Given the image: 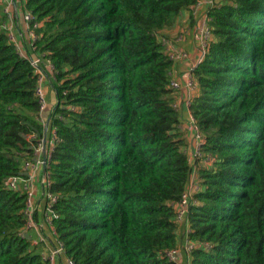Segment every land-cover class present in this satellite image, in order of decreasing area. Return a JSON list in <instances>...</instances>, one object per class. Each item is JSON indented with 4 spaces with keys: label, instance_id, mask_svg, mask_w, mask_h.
<instances>
[{
    "label": "trees",
    "instance_id": "1",
    "mask_svg": "<svg viewBox=\"0 0 264 264\" xmlns=\"http://www.w3.org/2000/svg\"><path fill=\"white\" fill-rule=\"evenodd\" d=\"M197 2H20L40 25L36 51L54 67L45 171L73 264H174V205L194 166L161 39ZM207 14L213 39L193 70L191 111L214 163L198 172L190 264H264V0H219ZM31 58L0 33V264H49L25 236L26 195L6 187L35 157L29 136H44Z\"/></svg>",
    "mask_w": 264,
    "mask_h": 264
},
{
    "label": "built area",
    "instance_id": "2",
    "mask_svg": "<svg viewBox=\"0 0 264 264\" xmlns=\"http://www.w3.org/2000/svg\"><path fill=\"white\" fill-rule=\"evenodd\" d=\"M219 0H198V2L190 8L191 14L196 17L201 8L207 7V11L215 6ZM2 6L3 16L5 21L0 19V33H6L10 41L13 42L20 52V42L18 39V27L16 24V16L18 15L16 0H0ZM24 26L26 33L31 40V47L37 57L31 58L32 66L35 68L39 79L37 96L40 101L41 119L44 126V136L39 138L36 134L30 135V141H36L35 157L33 160L25 162L23 165L22 176L10 178L6 182V187L14 191H22L26 195V220L27 225L25 227V236L32 240L34 246H42V256L45 262L49 264H55V261L60 256L66 257V251L64 245L58 240L56 231L53 227V221L55 215L53 207L57 202V198L50 191L51 179L49 174L45 171L48 160L51 156V152L54 148V142L56 141V129L50 124V120L45 122L42 118L46 111L47 104L45 98V91L43 83L46 79V71H51L54 74V67L52 63L45 59L40 53L36 51L34 47L35 41L38 39L36 30L40 28V25L36 22V19L27 11H24L23 16ZM199 50H200V61L204 59L208 45L213 39L212 28L210 25V18L206 13L201 20V23L197 29ZM162 45L166 48V51L174 63H177L183 59L188 58V53L181 48H178L177 43L181 42V39L171 40L169 38L161 39ZM193 69L187 71L183 81L172 80L171 89L175 94L182 93L180 100H176L174 109L178 112L185 111V119L182 118L180 129L187 135L190 140V150L186 149V152L191 155L193 161L202 163L205 167H209L214 163L211 157H207L203 152V146L205 145V134L200 129L192 111L191 107L195 96L198 93V82L193 74ZM50 143L53 147H50ZM42 176L40 183L42 186V200L45 203L44 208V219L46 223L52 227L53 234L56 238V244L54 247H50L48 240L44 233L41 231L39 224L36 220L37 217V197H36V181L40 172ZM196 170L192 174L191 180L188 184L187 190L182 195L179 203L174 205L175 209V222L179 228H184L185 245L179 246L176 249L168 252V259L174 264H181L183 262L182 253L185 252L189 256L193 249L199 245L189 240L190 226L188 221L189 211L192 204H197L195 195L201 191V185L199 179L196 178ZM31 233L33 236H31ZM205 248H211L209 244H205ZM68 264H73L68 259ZM190 264V263H188Z\"/></svg>",
    "mask_w": 264,
    "mask_h": 264
},
{
    "label": "crops",
    "instance_id": "3",
    "mask_svg": "<svg viewBox=\"0 0 264 264\" xmlns=\"http://www.w3.org/2000/svg\"><path fill=\"white\" fill-rule=\"evenodd\" d=\"M21 0H16L17 3V10H18V15L16 16V24L18 27V39L20 42V53L22 56L27 57L29 55L33 56L34 58L37 57V55L34 53L31 47V40L29 39L28 34L26 33L25 26H24V21H23V16H24V9L22 8L20 4ZM207 7L204 6L203 8L200 9L198 15L194 17L190 10L185 11L181 14L179 17L176 26L171 30L166 32L168 34V37L171 40H177L181 39V42L177 43L176 45L178 48L183 49L188 53V58L183 59L177 63H174L173 69H172V80H177V81H183L185 78V74L187 71L195 68L198 65V62L200 61V50H199V40H198V32L197 29L201 23V20L203 19L204 15L207 13ZM44 86V91H45V96H46V104L47 108L46 111L44 112L42 118L45 122L49 120L51 117V114L53 112V109L55 108L56 105V98H55V93L53 92L52 89V73L51 71L47 70L46 71V79L43 83ZM182 93L176 94V100H180ZM181 119H185V111L179 112ZM187 150L191 151L190 148V140L187 137ZM50 147H53V144H49ZM192 165L194 166L196 172V178H198V172L199 169L204 168L205 165L196 161H193L191 159V155L188 156ZM42 171L39 173V176L37 177L36 181V197H37V222L39 224V227L41 228V231L44 233L46 236L49 246L54 247L56 244V238L53 234L52 227H50L45 219H44V208H45V203L42 200V186L40 183V178L42 176ZM179 246H184L185 245V239H184V233L185 229L184 228H179ZM182 259L183 262L181 264H188L190 263L191 257L183 252L182 253ZM55 264H68V259L65 256H60L56 261Z\"/></svg>",
    "mask_w": 264,
    "mask_h": 264
},
{
    "label": "rangeland",
    "instance_id": "4",
    "mask_svg": "<svg viewBox=\"0 0 264 264\" xmlns=\"http://www.w3.org/2000/svg\"><path fill=\"white\" fill-rule=\"evenodd\" d=\"M53 90V92L55 93V95H56V92H55V90L54 89H52ZM45 98H46V96H45ZM55 98H56V96H55ZM56 100V103H57V98L55 99Z\"/></svg>",
    "mask_w": 264,
    "mask_h": 264
}]
</instances>
